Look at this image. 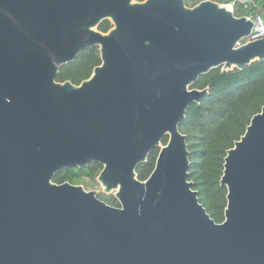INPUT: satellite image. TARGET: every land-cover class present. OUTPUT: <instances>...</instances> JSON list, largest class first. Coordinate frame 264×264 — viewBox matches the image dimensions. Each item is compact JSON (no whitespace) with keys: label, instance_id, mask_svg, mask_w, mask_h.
Masks as SVG:
<instances>
[{"label":"water","instance_id":"95a60500","mask_svg":"<svg viewBox=\"0 0 264 264\" xmlns=\"http://www.w3.org/2000/svg\"><path fill=\"white\" fill-rule=\"evenodd\" d=\"M252 28L212 0H0V264H264V104L224 157L222 222L179 130L201 75L264 59V37L238 45ZM90 48L87 79L56 80ZM90 162L119 206L52 181Z\"/></svg>","mask_w":264,"mask_h":264},{"label":"trees","instance_id":"16d2710c","mask_svg":"<svg viewBox=\"0 0 264 264\" xmlns=\"http://www.w3.org/2000/svg\"><path fill=\"white\" fill-rule=\"evenodd\" d=\"M144 1V0H136ZM187 6H194L202 0H184ZM227 4L233 0H212ZM233 13L236 16H250L260 13L264 16V0H251L249 8L237 3ZM112 24L102 21L98 30L106 33ZM100 64L97 48L82 51L77 58L62 66L57 74L59 82L70 81L79 84L87 79L93 68ZM208 88L200 103L191 104L179 130L186 135L190 165L188 180L197 191L199 202L215 222H222L226 206V189L220 185L224 157L245 132L251 117L261 110L264 104V59L256 60L242 69H212L201 75L192 88ZM166 143V138L162 144ZM158 148H154L146 161L136 168L137 178L145 180L154 168ZM102 166L90 162L83 167L63 168L52 181L97 184L96 178ZM97 197L109 205L119 206L117 199L99 192Z\"/></svg>","mask_w":264,"mask_h":264},{"label":"built area","instance_id":"2783aa9c","mask_svg":"<svg viewBox=\"0 0 264 264\" xmlns=\"http://www.w3.org/2000/svg\"><path fill=\"white\" fill-rule=\"evenodd\" d=\"M237 3L242 4L244 8H249L251 4V0H233L230 3L224 4V5H226L232 11H234V7ZM246 17L252 20L253 28H252L251 34L245 37L240 42H238V45L243 42L249 41V40H255V39L264 37V16L260 13H254Z\"/></svg>","mask_w":264,"mask_h":264},{"label":"rangeland","instance_id":"374dc122","mask_svg":"<svg viewBox=\"0 0 264 264\" xmlns=\"http://www.w3.org/2000/svg\"><path fill=\"white\" fill-rule=\"evenodd\" d=\"M80 185H82L85 190H96V191H98V193L101 192V189H102V186L98 183L93 184L91 182H84L83 184H80Z\"/></svg>","mask_w":264,"mask_h":264}]
</instances>
